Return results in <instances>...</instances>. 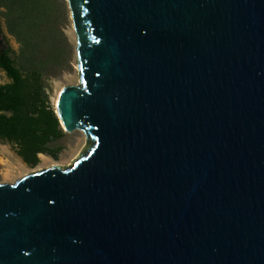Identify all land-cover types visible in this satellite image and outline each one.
Masks as SVG:
<instances>
[{
	"label": "water",
	"instance_id": "1",
	"mask_svg": "<svg viewBox=\"0 0 264 264\" xmlns=\"http://www.w3.org/2000/svg\"><path fill=\"white\" fill-rule=\"evenodd\" d=\"M66 1L86 146L0 185V264H264V0Z\"/></svg>",
	"mask_w": 264,
	"mask_h": 264
},
{
	"label": "trees",
	"instance_id": "2",
	"mask_svg": "<svg viewBox=\"0 0 264 264\" xmlns=\"http://www.w3.org/2000/svg\"><path fill=\"white\" fill-rule=\"evenodd\" d=\"M8 34L20 44L15 54L0 21V142L12 145L29 167L40 155L57 159L66 133L51 104L50 82L73 70L66 34L71 12L66 0H0ZM17 55V57L15 56Z\"/></svg>",
	"mask_w": 264,
	"mask_h": 264
},
{
	"label": "rangeland",
	"instance_id": "3",
	"mask_svg": "<svg viewBox=\"0 0 264 264\" xmlns=\"http://www.w3.org/2000/svg\"><path fill=\"white\" fill-rule=\"evenodd\" d=\"M3 11L4 10L0 8V21L3 30L8 36L15 54L18 55L20 51V44L13 36L8 34L5 18L2 16ZM66 34L73 48V70L50 82L49 96L51 104L53 105L55 110L59 97L66 87L80 86V69L77 52L78 37L75 32L72 19L69 23L68 28L66 29ZM17 55L15 56L17 57ZM65 133V138L57 144V146H60L62 148V152L59 154V157L57 159H53L45 155H40V164L37 167H29L17 155L12 145L0 142V185H15L17 182L28 175H31L38 171L51 169L53 167H72V165L76 162L86 146V134L83 131Z\"/></svg>",
	"mask_w": 264,
	"mask_h": 264
},
{
	"label": "bare ground",
	"instance_id": "4",
	"mask_svg": "<svg viewBox=\"0 0 264 264\" xmlns=\"http://www.w3.org/2000/svg\"><path fill=\"white\" fill-rule=\"evenodd\" d=\"M57 104H58V102H57ZM57 108V107H56ZM62 121V120H61ZM63 124V126H64V123H62ZM64 128H65V126H64ZM83 137V136H82ZM83 140V139H82ZM82 142V141H81Z\"/></svg>",
	"mask_w": 264,
	"mask_h": 264
}]
</instances>
